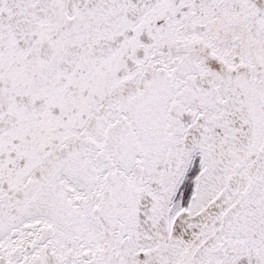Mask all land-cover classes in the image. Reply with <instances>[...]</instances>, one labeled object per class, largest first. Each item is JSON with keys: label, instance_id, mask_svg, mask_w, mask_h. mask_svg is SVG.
<instances>
[{"label": "snow or ice", "instance_id": "snow-or-ice-1", "mask_svg": "<svg viewBox=\"0 0 264 264\" xmlns=\"http://www.w3.org/2000/svg\"><path fill=\"white\" fill-rule=\"evenodd\" d=\"M0 264H264V0H0Z\"/></svg>", "mask_w": 264, "mask_h": 264}]
</instances>
